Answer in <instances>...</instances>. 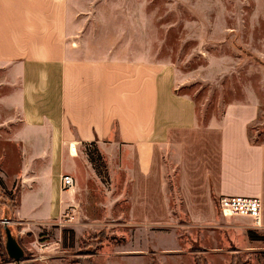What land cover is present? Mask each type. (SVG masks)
<instances>
[{
    "label": "crops",
    "instance_id": "obj_1",
    "mask_svg": "<svg viewBox=\"0 0 264 264\" xmlns=\"http://www.w3.org/2000/svg\"><path fill=\"white\" fill-rule=\"evenodd\" d=\"M147 12L140 0H0V178L18 191L12 216L64 210L74 190L61 178L78 185L93 146L135 219H169L168 172L192 221L213 222L221 197H258L264 231V144L250 136L260 105L232 103L199 125L164 91Z\"/></svg>",
    "mask_w": 264,
    "mask_h": 264
},
{
    "label": "rangeland",
    "instance_id": "obj_2",
    "mask_svg": "<svg viewBox=\"0 0 264 264\" xmlns=\"http://www.w3.org/2000/svg\"><path fill=\"white\" fill-rule=\"evenodd\" d=\"M140 1L156 23L164 91L187 101L199 125L229 104L257 102L250 136L264 144V0ZM92 158L64 210L17 221L0 208V264H264V231L250 220L218 209L211 223L192 221L168 172L169 219H135L129 195Z\"/></svg>",
    "mask_w": 264,
    "mask_h": 264
},
{
    "label": "built area",
    "instance_id": "obj_3",
    "mask_svg": "<svg viewBox=\"0 0 264 264\" xmlns=\"http://www.w3.org/2000/svg\"><path fill=\"white\" fill-rule=\"evenodd\" d=\"M61 2L63 0H56ZM78 145H70V153L78 155L80 153ZM62 190H74L77 182L70 175L61 178ZM219 211L225 217H240L250 219L255 229H260L263 224V201L258 197H221L217 203Z\"/></svg>",
    "mask_w": 264,
    "mask_h": 264
},
{
    "label": "trees",
    "instance_id": "obj_4",
    "mask_svg": "<svg viewBox=\"0 0 264 264\" xmlns=\"http://www.w3.org/2000/svg\"><path fill=\"white\" fill-rule=\"evenodd\" d=\"M87 151H89V153L87 154L89 157V160L91 163H93V158L92 156H94V154L98 153V151L93 147H87ZM99 155V153H98ZM101 157V156H100ZM102 158V157H101ZM0 189L2 191L3 194H1L2 196L0 197V208L2 209L3 207H7L9 208V210L13 213V211L17 208L18 206V198L16 195L13 194V192L9 191L3 180L0 178Z\"/></svg>",
    "mask_w": 264,
    "mask_h": 264
},
{
    "label": "bare ground",
    "instance_id": "obj_5",
    "mask_svg": "<svg viewBox=\"0 0 264 264\" xmlns=\"http://www.w3.org/2000/svg\"><path fill=\"white\" fill-rule=\"evenodd\" d=\"M10 246H11V251H12V253H13L14 255H17L18 253L15 252V248H14L13 244H11Z\"/></svg>",
    "mask_w": 264,
    "mask_h": 264
}]
</instances>
